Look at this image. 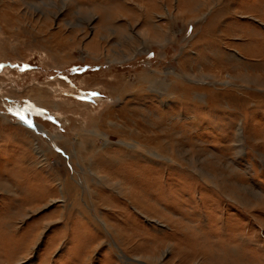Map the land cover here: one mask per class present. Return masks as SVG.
<instances>
[{"label":"rangeland","instance_id":"1","mask_svg":"<svg viewBox=\"0 0 264 264\" xmlns=\"http://www.w3.org/2000/svg\"><path fill=\"white\" fill-rule=\"evenodd\" d=\"M0 264H264V0H0Z\"/></svg>","mask_w":264,"mask_h":264},{"label":"bare ground","instance_id":"2","mask_svg":"<svg viewBox=\"0 0 264 264\" xmlns=\"http://www.w3.org/2000/svg\"><path fill=\"white\" fill-rule=\"evenodd\" d=\"M223 82H225V83H230L229 80H226V81H223ZM57 136H58V135H57ZM57 136H56V137H57ZM104 141H105V140H104ZM108 142H109V139L106 140V143H107V144H108ZM63 190H64V189H63ZM64 192H65V191H64ZM64 192H63V193H64ZM130 192H131V191H130ZM32 241H33V240H32ZM28 247H29V246H28Z\"/></svg>","mask_w":264,"mask_h":264}]
</instances>
